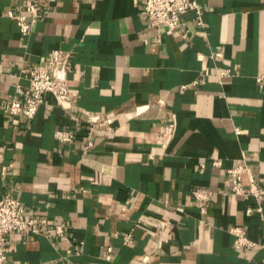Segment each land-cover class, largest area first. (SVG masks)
Returning <instances> with one entry per match:
<instances>
[{
  "label": "crops",
  "instance_id": "1",
  "mask_svg": "<svg viewBox=\"0 0 264 264\" xmlns=\"http://www.w3.org/2000/svg\"><path fill=\"white\" fill-rule=\"evenodd\" d=\"M40 2L23 36L6 14L24 0H0V199L64 232L9 235L10 263L264 264V201L232 196L229 174L244 165L264 188V0H195L202 25L189 11L172 34L147 24L145 0ZM53 50L70 53L76 109L46 94L33 119L8 117Z\"/></svg>",
  "mask_w": 264,
  "mask_h": 264
},
{
  "label": "built area",
  "instance_id": "2",
  "mask_svg": "<svg viewBox=\"0 0 264 264\" xmlns=\"http://www.w3.org/2000/svg\"><path fill=\"white\" fill-rule=\"evenodd\" d=\"M41 0H24V14L15 15L8 12L6 16L15 21L21 35H27L38 17L42 15L43 8ZM51 1V0H48ZM192 11L195 14L196 24L202 25L200 16L201 9L195 0H145L143 5L144 17L147 24L153 28L163 27L165 33L183 32L184 23L182 16ZM220 53H215L212 57H219ZM71 69L70 53L62 50H53L47 55L39 58L38 66L29 71L26 76L28 82V92L25 93L20 87H17L15 94L10 96L5 106V112L8 117L21 116L31 120L37 114L43 103V97L46 94L51 95L55 103L70 113L76 109L75 101L69 94L68 73ZM225 73H220L223 77ZM86 121L91 129H95L99 124L96 117H87ZM93 131V130H92ZM55 137L62 142H69L72 135L68 132L57 131ZM92 145L88 143L84 147L87 151ZM231 176L230 194L232 196L248 198L253 197L256 201H264V188L258 186L250 172L244 166H238L229 171ZM246 174L249 178V188L246 191L242 186L241 176ZM193 197L197 202L200 213H205V205L211 198V193L204 190H196ZM250 211H247L249 214ZM24 209L20 202L11 195H4L0 199V264H11L9 254L12 248L9 246L7 238L9 235L17 233H29L31 235L43 234L46 237L54 235L61 236L64 232V225H55L50 227L45 218L29 217L23 218ZM165 225V223H161ZM234 236V243L237 247L251 248L254 243L249 241L245 232L241 228L230 229ZM130 236L125 238L126 243H130Z\"/></svg>",
  "mask_w": 264,
  "mask_h": 264
}]
</instances>
